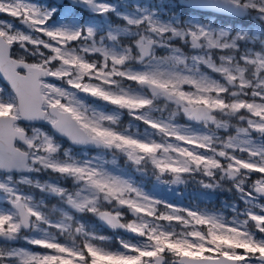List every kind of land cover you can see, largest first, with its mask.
<instances>
[{
	"label": "snow or ice",
	"instance_id": "1",
	"mask_svg": "<svg viewBox=\"0 0 264 264\" xmlns=\"http://www.w3.org/2000/svg\"><path fill=\"white\" fill-rule=\"evenodd\" d=\"M0 264H264V0H0Z\"/></svg>",
	"mask_w": 264,
	"mask_h": 264
},
{
	"label": "rangeland",
	"instance_id": "2",
	"mask_svg": "<svg viewBox=\"0 0 264 264\" xmlns=\"http://www.w3.org/2000/svg\"><path fill=\"white\" fill-rule=\"evenodd\" d=\"M127 120H128L127 117H124V118H123V121H124L125 125L127 124ZM180 187L183 188L184 186H180ZM195 195H196V194L192 191V189L189 188L187 191H185V193H184V198L178 200V202L187 203V202H188V198H190V197H194ZM168 198H170V199H175V197H171V196H169ZM221 199H223V198H221ZM50 207H51V205H50ZM110 234H111V233H110ZM110 234H105V235H110ZM21 243H22V242H21Z\"/></svg>",
	"mask_w": 264,
	"mask_h": 264
},
{
	"label": "flooded vegetation",
	"instance_id": "3",
	"mask_svg": "<svg viewBox=\"0 0 264 264\" xmlns=\"http://www.w3.org/2000/svg\"><path fill=\"white\" fill-rule=\"evenodd\" d=\"M104 234H109V232L107 230H104Z\"/></svg>",
	"mask_w": 264,
	"mask_h": 264
},
{
	"label": "water",
	"instance_id": "4",
	"mask_svg": "<svg viewBox=\"0 0 264 264\" xmlns=\"http://www.w3.org/2000/svg\"><path fill=\"white\" fill-rule=\"evenodd\" d=\"M110 230V229H109Z\"/></svg>",
	"mask_w": 264,
	"mask_h": 264
}]
</instances>
